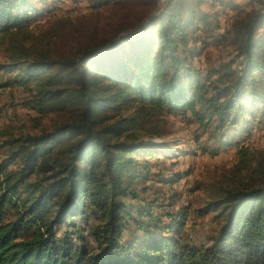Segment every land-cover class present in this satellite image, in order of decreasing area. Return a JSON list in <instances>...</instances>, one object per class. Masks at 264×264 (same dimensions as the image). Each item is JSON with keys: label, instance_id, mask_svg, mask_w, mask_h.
<instances>
[{"label": "trees", "instance_id": "16d2710c", "mask_svg": "<svg viewBox=\"0 0 264 264\" xmlns=\"http://www.w3.org/2000/svg\"><path fill=\"white\" fill-rule=\"evenodd\" d=\"M177 1L167 0L135 34L104 40L95 50H80L62 62L42 55L31 60L14 42L4 68L16 70L12 83L33 85L35 93L26 104L39 111L73 108L76 114L51 130L9 142L18 146L0 160V264H264V156L255 160L253 180L238 175L230 188L199 208L200 213L217 211L222 218L201 248L163 233L181 226L184 213L168 214L172 220L162 223L151 209L124 201L137 197L127 185L138 164L133 155L152 154V144L139 140L151 110L189 112L222 144L226 130L237 122L236 112L243 109V87L254 81L255 71L264 72L256 51L263 8L252 12L234 32L240 68H227L219 75L222 85L204 96L200 82L193 79L196 74L178 65L171 53L178 41L184 42L193 14L177 7ZM30 10H37L31 0H0V33L10 35ZM154 24L159 27L156 32ZM155 38L169 51L161 53L152 70L137 74ZM164 58L168 61L163 67ZM89 67L109 72L107 81L101 82ZM157 75L164 79L155 82ZM150 77L152 81L146 82ZM55 84L60 87L53 89ZM119 84L125 89L118 90ZM120 104L132 111L112 116ZM238 157L235 170L240 174L252 159L244 147ZM18 161L17 168L9 170ZM76 217H92L98 223L87 234L79 229L77 241L67 230L59 236L63 227L75 229ZM126 229L129 235L123 238Z\"/></svg>", "mask_w": 264, "mask_h": 264}, {"label": "rangeland", "instance_id": "374dc122", "mask_svg": "<svg viewBox=\"0 0 264 264\" xmlns=\"http://www.w3.org/2000/svg\"><path fill=\"white\" fill-rule=\"evenodd\" d=\"M31 1L37 10H30L18 28L12 27L10 35L0 33V160L18 146L17 142L9 143L12 139L51 130L68 120L69 114H76L73 108L66 112L53 111L49 107L39 111L26 104L35 93L33 85L12 83L16 70L4 68L10 61L14 42L31 60L42 55L62 62L80 50H95V46L104 40L135 34L151 16L163 9L167 0ZM177 3L186 14L189 10L193 14L186 27L184 42L178 41L171 53L178 58V65L189 69L191 75L196 74L193 79L200 82V91L207 96L214 86L222 85L219 75L227 68H240L239 43L234 32L242 27L252 12L264 8V0H180ZM158 29L157 24L152 25L153 32ZM256 33L260 39L257 58L264 63V19ZM161 44L155 38L148 45L149 58L144 67H137V74L152 70L161 53L167 54L169 50L162 49ZM167 61V58L162 60L163 67ZM89 71L101 82L107 81L105 77L109 72L103 71V75L94 67ZM252 78L254 81L249 80L243 87V109L236 112L237 122L226 130L222 144L215 138L216 134L209 135L202 129L189 112L182 114L164 108L153 109L147 115L148 122L143 130H139V140L152 144V154L140 151L133 155L138 164L132 177L127 179V185L137 197H126L124 201L133 207L151 209L153 216L162 223L172 220L168 214L177 217L184 213L182 225L171 231L165 230L166 236H174L181 243L195 248L207 245L222 218L216 215L217 211L200 213L199 208L219 196L223 189L230 188L238 175L247 182L253 180L251 172L255 160L259 155L264 156V72L255 71ZM152 79L150 77L146 82ZM154 79L161 82L164 77L157 75ZM51 87L54 89L60 85ZM118 88L121 91L125 86L119 84ZM189 91L192 93L191 89ZM129 108L120 104L111 115H128L132 111ZM241 147L247 148L252 160L250 167H244L238 174L235 168L239 166L238 150ZM18 165L19 161L13 163L9 170ZM11 217L12 214H8L7 218ZM75 222V229L63 227L59 236L67 230L77 241L76 236L81 232L87 234V230L98 223L92 217L86 220L76 217ZM128 235L126 229L123 238Z\"/></svg>", "mask_w": 264, "mask_h": 264}]
</instances>
